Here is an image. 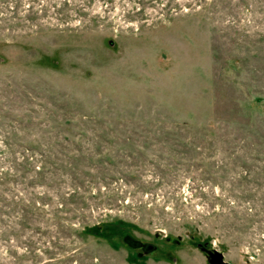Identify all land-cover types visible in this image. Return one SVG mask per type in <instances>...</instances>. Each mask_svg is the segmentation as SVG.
Returning <instances> with one entry per match:
<instances>
[{
    "label": "rangeland",
    "instance_id": "obj_1",
    "mask_svg": "<svg viewBox=\"0 0 264 264\" xmlns=\"http://www.w3.org/2000/svg\"><path fill=\"white\" fill-rule=\"evenodd\" d=\"M213 250L264 264V0H0V264Z\"/></svg>",
    "mask_w": 264,
    "mask_h": 264
},
{
    "label": "water",
    "instance_id": "obj_2",
    "mask_svg": "<svg viewBox=\"0 0 264 264\" xmlns=\"http://www.w3.org/2000/svg\"><path fill=\"white\" fill-rule=\"evenodd\" d=\"M125 241L130 247L136 248V247L142 246L141 242L138 240L126 239ZM152 248H153V246L151 244H145L143 246V251L147 252V251H150ZM206 254L208 257L207 261L209 264H229V263L223 261L222 255L217 251H214V250L213 251H206Z\"/></svg>",
    "mask_w": 264,
    "mask_h": 264
}]
</instances>
